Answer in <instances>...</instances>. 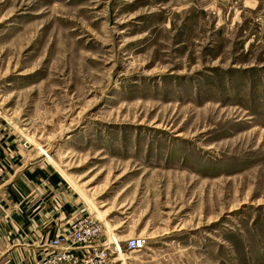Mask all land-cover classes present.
Returning <instances> with one entry per match:
<instances>
[{"label": "rangeland", "instance_id": "374dc122", "mask_svg": "<svg viewBox=\"0 0 264 264\" xmlns=\"http://www.w3.org/2000/svg\"><path fill=\"white\" fill-rule=\"evenodd\" d=\"M0 131L111 264H264V0H0Z\"/></svg>", "mask_w": 264, "mask_h": 264}, {"label": "crops", "instance_id": "0c3cea01", "mask_svg": "<svg viewBox=\"0 0 264 264\" xmlns=\"http://www.w3.org/2000/svg\"><path fill=\"white\" fill-rule=\"evenodd\" d=\"M0 131V264H37L77 212L70 187L29 149Z\"/></svg>", "mask_w": 264, "mask_h": 264}, {"label": "built area", "instance_id": "2783aa9c", "mask_svg": "<svg viewBox=\"0 0 264 264\" xmlns=\"http://www.w3.org/2000/svg\"><path fill=\"white\" fill-rule=\"evenodd\" d=\"M107 234L97 219L79 209L66 228L49 240V250L37 264H111V257L121 251L118 240ZM144 246V238L126 241L129 251L141 250Z\"/></svg>", "mask_w": 264, "mask_h": 264}, {"label": "bare ground", "instance_id": "6f19581e", "mask_svg": "<svg viewBox=\"0 0 264 264\" xmlns=\"http://www.w3.org/2000/svg\"><path fill=\"white\" fill-rule=\"evenodd\" d=\"M42 155L45 157V158H48V155L46 152H42Z\"/></svg>", "mask_w": 264, "mask_h": 264}]
</instances>
